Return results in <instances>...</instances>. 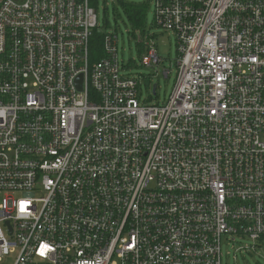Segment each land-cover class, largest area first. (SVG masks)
Returning a JSON list of instances; mask_svg holds the SVG:
<instances>
[{
  "label": "built area",
  "instance_id": "built-area-1",
  "mask_svg": "<svg viewBox=\"0 0 264 264\" xmlns=\"http://www.w3.org/2000/svg\"><path fill=\"white\" fill-rule=\"evenodd\" d=\"M92 1L0 0V264H221L223 239L263 246L264 0H146L177 42L163 104L121 74Z\"/></svg>",
  "mask_w": 264,
  "mask_h": 264
},
{
  "label": "rangeland",
  "instance_id": "rangeland-1",
  "mask_svg": "<svg viewBox=\"0 0 264 264\" xmlns=\"http://www.w3.org/2000/svg\"><path fill=\"white\" fill-rule=\"evenodd\" d=\"M121 1L145 4L143 32L133 28L120 5ZM153 10L152 4L146 0H98L96 9L99 32L116 35L121 74L137 78L139 81L140 101L163 104L167 101L175 83L177 42L171 32L155 24ZM146 43H150L155 48L160 58L157 64H142V57L147 54ZM237 246L226 239L222 240L221 264H264V245L254 251H239L236 250Z\"/></svg>",
  "mask_w": 264,
  "mask_h": 264
},
{
  "label": "trees",
  "instance_id": "trees-1",
  "mask_svg": "<svg viewBox=\"0 0 264 264\" xmlns=\"http://www.w3.org/2000/svg\"><path fill=\"white\" fill-rule=\"evenodd\" d=\"M91 3L94 6L97 5L96 0L92 1ZM120 5L133 28L143 32L145 28V4L121 1ZM101 38L102 34L98 32H95L92 36V58L94 60H97L103 56V52L101 51ZM139 43L141 48L142 41Z\"/></svg>",
  "mask_w": 264,
  "mask_h": 264
},
{
  "label": "water",
  "instance_id": "water-1",
  "mask_svg": "<svg viewBox=\"0 0 264 264\" xmlns=\"http://www.w3.org/2000/svg\"><path fill=\"white\" fill-rule=\"evenodd\" d=\"M81 80H82V75H80L78 78H77V89H81ZM155 89V85L153 86V91Z\"/></svg>",
  "mask_w": 264,
  "mask_h": 264
}]
</instances>
